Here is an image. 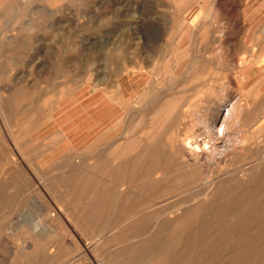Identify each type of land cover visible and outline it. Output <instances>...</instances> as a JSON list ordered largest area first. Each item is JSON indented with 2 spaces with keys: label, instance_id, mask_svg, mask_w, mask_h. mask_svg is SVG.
Here are the masks:
<instances>
[{
  "label": "rangeland",
  "instance_id": "obj_1",
  "mask_svg": "<svg viewBox=\"0 0 264 264\" xmlns=\"http://www.w3.org/2000/svg\"><path fill=\"white\" fill-rule=\"evenodd\" d=\"M235 4L0 0V264H264V80Z\"/></svg>",
  "mask_w": 264,
  "mask_h": 264
},
{
  "label": "crops",
  "instance_id": "obj_2",
  "mask_svg": "<svg viewBox=\"0 0 264 264\" xmlns=\"http://www.w3.org/2000/svg\"><path fill=\"white\" fill-rule=\"evenodd\" d=\"M235 8L238 10L236 16L237 32L246 34V43L253 54L252 64H255V72L248 80H264V0H236ZM199 10L194 16L198 17ZM187 16V15H186ZM231 24V19H230Z\"/></svg>",
  "mask_w": 264,
  "mask_h": 264
},
{
  "label": "bare ground",
  "instance_id": "obj_3",
  "mask_svg": "<svg viewBox=\"0 0 264 264\" xmlns=\"http://www.w3.org/2000/svg\"><path fill=\"white\" fill-rule=\"evenodd\" d=\"M7 13V12H6ZM177 51V50H176ZM175 51V52H176ZM126 72V71H125ZM119 83V82H118ZM119 85V84H118ZM118 89H119V87H118ZM232 106V105H231ZM230 110L231 109H229V108H227L225 111H226V115H228L229 116V113H230ZM205 125H207V124H205ZM223 127L224 126H222V129H218V128H221V126H219L218 128H216L215 129V131H214V133L215 134H218V132H220L221 133V131H224L223 130ZM213 128V127H212ZM208 131L209 132H211L212 133V130H211V128L210 127H208ZM219 135V134H218ZM214 136V135H213ZM198 137V136H197ZM202 137V136H201ZM212 138H214V137H212ZM218 138V137H217ZM227 139H229L228 137H227ZM230 140V139H229ZM208 141L209 140H204V141H202L201 139H198V138H196V136L195 137H188L187 136V138H185L183 141H181V143H182V145H183V147L187 150V153H190L191 154V157H190V160H192V164H196L200 159H199V157L197 156L198 155V153L199 152H205V153H208V152H210V147H209V145L207 146V144H208ZM233 141H234V139H233ZM228 142V141H227ZM226 142V143H227ZM211 143L213 144V146H215L216 145V141L214 140V141H211ZM221 143V142H220ZM218 144V143H217ZM211 146V145H210ZM216 147V146H215ZM223 147V146H222ZM227 148V147H226ZM226 150V149H225ZM218 152V151H217ZM223 152H225V151H223ZM189 154V155H190ZM210 154V153H209ZM217 154V153H216ZM212 155H213V153H212ZM201 157V156H200ZM53 212V211H52ZM54 215V214H53ZM33 225H34V227H33V230L34 231H43V230H45V228H43V227H41V225H40V223L38 224L37 222H34L33 223ZM89 245V244H88Z\"/></svg>",
  "mask_w": 264,
  "mask_h": 264
}]
</instances>
